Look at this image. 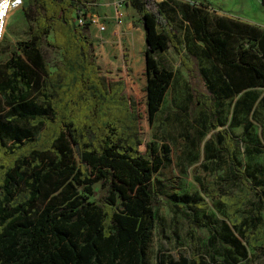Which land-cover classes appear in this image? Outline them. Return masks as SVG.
Listing matches in <instances>:
<instances>
[{
	"label": "trees",
	"instance_id": "obj_1",
	"mask_svg": "<svg viewBox=\"0 0 264 264\" xmlns=\"http://www.w3.org/2000/svg\"><path fill=\"white\" fill-rule=\"evenodd\" d=\"M80 1L24 0L27 16L29 4L41 14L34 18L30 38L18 43L21 53L13 51L0 64V264H151L148 246L160 203L152 181L169 164V146L146 142L140 149L138 101L126 93L123 77L102 73L87 33L90 24L69 21ZM129 4L144 31L146 106L152 121L173 78L156 52L172 47L181 53L180 39L163 2ZM209 9L205 0L183 5L194 42L219 67L216 80L222 88L212 96L199 93L197 100L213 125L221 127L218 93L232 98L264 87V31L230 17L211 18ZM50 33L48 45L62 53L53 69L41 51L42 38ZM242 37L253 41L260 54L243 47ZM181 61L193 76L192 63L183 56ZM161 131L165 136L164 124ZM244 132L249 135L247 127ZM216 139L240 190L217 189L216 180L207 185V196L218 199L227 217L225 231L214 233L207 244L214 261L207 264L218 257L236 264L248 247L264 248V177L248 175L227 129H219ZM96 183L102 192L90 199L97 194ZM250 196L256 201L246 209ZM170 199L193 212L208 207L194 195L174 193ZM194 226L192 220L189 230ZM155 264L205 261L194 256Z\"/></svg>",
	"mask_w": 264,
	"mask_h": 264
},
{
	"label": "rangeland",
	"instance_id": "obj_2",
	"mask_svg": "<svg viewBox=\"0 0 264 264\" xmlns=\"http://www.w3.org/2000/svg\"><path fill=\"white\" fill-rule=\"evenodd\" d=\"M114 1L110 0L107 3L112 8V16L108 14L107 8L100 10V5L93 8L98 18L92 25L97 26L101 23L118 27L108 30V35H115L118 32V36L108 42L119 47L124 64L125 90L138 101L142 114L143 143L140 149H145L146 142H152L157 148L163 142L169 146V164L155 172L152 181L153 190L160 197V203L155 207L158 222L152 231V239L148 246L149 262L155 264L167 259L177 261L182 257L198 256L205 264L214 263L207 244H212L210 238L214 233L225 231L227 217L218 199L207 196V185L216 180L217 189H228L233 193L240 190V185L229 175L226 152L217 142L216 134L221 128L227 129L234 140L238 158L248 175L255 176L257 180L263 178L264 102L261 98L264 87H251L247 90L250 94L246 95V90H243L235 93L232 98L225 97L226 93L223 90L218 93L217 96L222 100L220 118L223 125L215 127L212 116L197 100V96L199 93L212 96L215 94L214 89L222 88L223 84L216 80L219 67L205 54L203 48L194 42L192 28L183 11L184 3L192 4L201 0H157L163 2L166 13L172 17L179 34L181 53L172 47L156 52L157 57L173 71V78L159 111L150 121L146 106V76L140 70L136 71L137 61L134 63V70L127 66L129 51L141 44L136 39V46L132 45L129 33L133 31L137 34L140 31L141 18L126 0H123V4L116 11ZM214 1L217 4H213V9L206 11L211 18L230 17L250 23L264 31L262 0ZM27 3L28 0H25V4ZM40 14L37 6L29 4L28 16L23 8L13 12L11 18L9 16L5 34L0 40V64L9 58L13 51L21 53L18 43L30 38L31 29L35 26L34 18ZM98 29L104 32L106 27L98 26ZM97 37V47L106 43L104 36ZM51 39V33L42 38L41 51L53 69L59 63L62 53L48 45ZM240 44L252 51L258 50L256 44L247 41L246 37L241 38ZM181 56L192 63L193 76H189L182 64ZM210 83L212 85L208 87ZM163 124L166 126L165 136L161 131ZM245 127L248 128L249 135L245 134ZM94 188L97 194L90 199H96L102 192L98 183ZM174 193L203 198L208 202V207L206 210L190 211L170 199ZM255 201L256 198L250 196L246 209ZM261 214L264 224V209ZM192 220L195 221V226L190 231ZM196 235L200 238L196 239ZM194 244L196 250L193 253ZM217 259L215 264H230L222 257ZM236 264H264V248L248 247L247 255L238 259Z\"/></svg>",
	"mask_w": 264,
	"mask_h": 264
},
{
	"label": "crops",
	"instance_id": "obj_3",
	"mask_svg": "<svg viewBox=\"0 0 264 264\" xmlns=\"http://www.w3.org/2000/svg\"><path fill=\"white\" fill-rule=\"evenodd\" d=\"M126 1L129 3V0H126ZM205 1H209L211 4V7H213V4H217V3H215L214 0H205ZM109 2H110V0H99L98 5H100V10L103 8L104 9L107 8L106 10H107L108 14H110L112 16V13H113L112 8L109 7L107 4ZM129 6L131 7L130 4H129ZM20 8H23V7H20ZM20 8H16V9L12 10L9 14L10 18H11L12 13L18 11ZM133 10H134V12H136V10L134 8H133ZM9 16H8V18H9ZM7 21H8V19H7ZM100 24L97 26L90 24L87 28V33L93 41V53H94L95 61L100 66L101 71L105 76L113 77V78L123 77L124 64H122L121 52L119 50V47L110 45L108 42V40H112V39L116 38V36H118V32L115 35H108L107 34L109 29H113L115 27L118 28V27L114 26V25L105 24L104 26L106 27V30L103 32V31H99V29H98V26H100ZM6 27H7V24H6ZM129 35H130V40L132 42V45L136 46L135 45L136 39H138L141 44H138L136 47L133 48L132 51L131 50L129 51V54L127 55V57H128V65L127 66L133 68V70H134L133 66H134L135 61H137L138 62V65H137L138 68L136 69V71L140 70V72L144 73V71H145V56H144L143 50L145 47V38H144V31H143L142 25L140 27V31L137 32V34H135L132 31L129 33ZM97 36H104L106 43L100 44L97 47L96 46V38H98ZM124 81H125V79H124Z\"/></svg>",
	"mask_w": 264,
	"mask_h": 264
},
{
	"label": "built area",
	"instance_id": "obj_4",
	"mask_svg": "<svg viewBox=\"0 0 264 264\" xmlns=\"http://www.w3.org/2000/svg\"><path fill=\"white\" fill-rule=\"evenodd\" d=\"M99 0H83L78 3L77 8L74 10L72 17L70 18V22L74 25L84 26L85 24H93L95 20L98 18L97 13L93 11V8L98 5ZM24 0L22 4L12 7L10 6L5 17H4V30L0 33V40L3 38L6 31L7 19L10 12L16 8H20L23 6ZM123 4V0H115L113 5L116 11ZM100 26H104V24H100Z\"/></svg>",
	"mask_w": 264,
	"mask_h": 264
},
{
	"label": "clouds",
	"instance_id": "obj_5",
	"mask_svg": "<svg viewBox=\"0 0 264 264\" xmlns=\"http://www.w3.org/2000/svg\"><path fill=\"white\" fill-rule=\"evenodd\" d=\"M23 0H0V33L4 30V17L10 6L15 7L22 4Z\"/></svg>",
	"mask_w": 264,
	"mask_h": 264
}]
</instances>
